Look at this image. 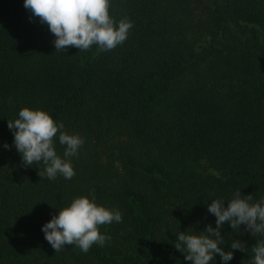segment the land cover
I'll return each instance as SVG.
<instances>
[{
  "label": "trees",
  "instance_id": "obj_1",
  "mask_svg": "<svg viewBox=\"0 0 264 264\" xmlns=\"http://www.w3.org/2000/svg\"><path fill=\"white\" fill-rule=\"evenodd\" d=\"M109 12L133 22L122 44L64 53L24 0H0V264H192L174 242L215 227L213 199L264 197V0H110ZM23 107L84 139L71 179L24 166L8 128ZM93 190L122 213L100 227L111 240L55 252L42 226ZM241 229L221 228L222 247H246L227 264H253L264 238Z\"/></svg>",
  "mask_w": 264,
  "mask_h": 264
},
{
  "label": "clouds",
  "instance_id": "obj_2",
  "mask_svg": "<svg viewBox=\"0 0 264 264\" xmlns=\"http://www.w3.org/2000/svg\"><path fill=\"white\" fill-rule=\"evenodd\" d=\"M24 7L41 23H46L55 36L54 45L58 52H66L68 47L87 51L93 45L97 52L114 49L128 37L133 22L122 18L117 23L110 15V0H24ZM8 128L13 131V143L21 155L24 166L45 165L48 179L55 180L58 175L71 179L76 173L72 157L84 144L79 134L65 131L63 122H57L43 109L23 107L14 121L8 120ZM65 146L63 156L56 150L55 141ZM4 147L10 148L5 143ZM209 213L216 217L215 227L208 224L202 231H180L174 242L175 247L192 264H212L219 254L224 264L233 259L235 249L245 251V242L235 239L230 249L222 247L225 237L221 228L227 222L235 231H250L251 235L264 237V197L253 201L252 194L242 195L238 189L225 206L224 199H213L208 204ZM112 222H122V213L115 207L96 202L95 191L88 196L74 198L68 206L59 209L42 226L45 239L55 252L66 245H74L87 253L96 244L101 247L111 236L102 234L100 227ZM253 264H264V238L253 246Z\"/></svg>",
  "mask_w": 264,
  "mask_h": 264
}]
</instances>
